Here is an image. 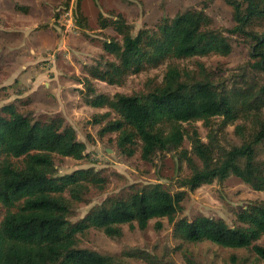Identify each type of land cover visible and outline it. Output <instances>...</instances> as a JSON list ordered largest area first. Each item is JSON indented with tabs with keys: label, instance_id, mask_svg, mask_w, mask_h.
Masks as SVG:
<instances>
[{
	"label": "trees",
	"instance_id": "obj_1",
	"mask_svg": "<svg viewBox=\"0 0 264 264\" xmlns=\"http://www.w3.org/2000/svg\"><path fill=\"white\" fill-rule=\"evenodd\" d=\"M224 1L232 8L235 22L228 32L252 42V57L260 60L249 67L264 70V34L258 36L245 29L251 22L264 19V0ZM75 16L76 26L85 29L79 2ZM98 23L101 29L111 27L120 36V40L110 39L103 45L113 61L85 69L88 78L83 82L89 95L84 103L108 110L93 118L95 124L105 121L99 134L115 133L116 146L127 156H132L138 146L145 161L157 153L178 152L190 174L177 181V191L160 183L136 186L128 193L107 197L72 222L75 205L86 202L91 189L102 191L107 178L93 168L57 176L55 156L74 160L84 156L86 146L77 139L73 127L61 116L35 120L20 113L15 105H5L0 108V264H118L115 257L81 248L77 236L96 229L109 238H119L123 225L144 230L150 220L161 218L173 223L177 236L185 241L244 249L264 262V244L259 243L264 237V201L237 212L238 224L233 226L203 214L176 220L187 191L213 182L221 184L231 175L264 193V160L258 156L264 143V82L246 80L248 68L244 67L239 76L242 85L235 82L229 87L212 81L202 66L195 75L175 64L212 53L230 54L229 38L222 30L210 27L212 20L204 11L178 13L135 35L120 15L109 19L99 16ZM167 59L170 62L161 86L129 95L92 96L91 80L120 84L128 74ZM112 114L115 116L109 119ZM216 119H220L218 124ZM237 120L248 121L253 131L246 137L245 127L237 125L235 132L241 143L227 147L219 134ZM189 122H202L208 128L207 143L195 129L191 133L184 129L183 124ZM185 139L199 163L181 149ZM156 227L161 224L157 222ZM143 259L159 264L155 256L144 255ZM230 261L238 264L234 255Z\"/></svg>",
	"mask_w": 264,
	"mask_h": 264
},
{
	"label": "rangeland",
	"instance_id": "obj_2",
	"mask_svg": "<svg viewBox=\"0 0 264 264\" xmlns=\"http://www.w3.org/2000/svg\"><path fill=\"white\" fill-rule=\"evenodd\" d=\"M56 1L50 4L52 22L38 26L44 32L51 30L56 39L60 33L61 38L65 39L62 51L52 54L51 51L27 52L25 45L29 40L24 39L21 43L23 35L32 32L30 28L25 30L26 26L29 27V20L26 26L18 21L21 15L29 19L28 7L23 6L28 8L23 11L19 8L22 4L13 0H5L0 4V108L13 104L20 113L28 114L35 120L63 117L65 124L73 127L77 139L85 144L86 149L81 160L55 156L57 176L78 169L93 168L107 178V185L102 191L91 189L86 202L75 205V214L70 220L75 222L81 219L107 197L128 193L136 186L160 183L171 191H177V181L190 174L178 152L157 153L150 161H145L141 158L140 148L136 146L134 154L127 156L116 146L115 133L99 134L105 121L101 124L93 122L94 116L108 110L92 108L84 103L85 97L89 95L83 82L87 77L85 69L96 63L113 61V57L104 51L103 45L110 39L120 40V36L111 27L101 29L98 18L101 16L109 19L120 15L130 25L132 35H135L141 29L155 28L163 19L173 18L178 13L187 10L204 11L212 20L210 27L222 30L229 38L230 54L221 56L212 53L178 60L175 64L195 75L200 74L202 66L212 81L229 87L235 82L239 83L241 68L246 67V80L261 84L264 82V70L249 67L260 60V57H252V42L241 34L228 32L235 26L232 8L224 0ZM78 2L81 15L86 19L85 29L76 26ZM34 13H38L37 10ZM245 29L258 36L263 35L264 19L251 22ZM16 45H23L24 48L14 49ZM48 55L52 62L45 60ZM169 62L167 59L155 67H146L139 73L128 74L120 84L109 85L91 80L92 96L103 94L111 97L115 93L129 95L144 92L149 87L161 86ZM52 68L54 71L49 72ZM41 76H44L42 80H38ZM37 80L39 82L35 84ZM114 116L112 114L109 119ZM219 121L216 119L215 124ZM237 125L245 127L246 137L253 131L248 121L237 120L233 125L226 126L223 134H219L220 140L224 137L223 145L228 147L241 143L240 136L235 132ZM183 127L188 133L195 129L200 139L204 143L208 142L209 130L202 122L184 123ZM181 149L187 150L195 162L199 163L191 154L188 139L184 140ZM258 156L264 160V143L259 146ZM261 201H264L263 192L253 190L240 178L231 175L221 184L213 182L194 191H187L182 202V212L176 216V220H190L197 214H203L223 219L229 226H233L238 224L237 212ZM2 212L0 208V217ZM157 222L161 224L160 228L156 227ZM122 232L121 237L112 239L100 230L90 229L77 237L81 248L115 257L118 264H149L143 259L144 255L155 256L159 264H231L230 257L233 255L238 264H264L244 249L223 248L208 241H185L177 236L173 223H169L166 218L150 220L144 230L135 225L133 228L123 225ZM259 243L264 244V237Z\"/></svg>",
	"mask_w": 264,
	"mask_h": 264
},
{
	"label": "crops",
	"instance_id": "obj_3",
	"mask_svg": "<svg viewBox=\"0 0 264 264\" xmlns=\"http://www.w3.org/2000/svg\"><path fill=\"white\" fill-rule=\"evenodd\" d=\"M4 1L5 0H0V4ZM6 1H9V0H6ZM54 1L55 0H13V2H18L19 4H22L21 7L26 6L29 8V10L27 8L29 12V15H28L29 19L26 20L25 15H24L25 17H23V15H21V17H18V18H21V20L19 19L18 21L20 23H23L24 26L27 25V21L29 20V27L26 26L27 28H25V30H28L29 28L32 29V32L30 34L26 32L25 35H23V41L21 42L23 43L24 39L29 40L28 43L25 45V47H27L26 49L27 52L35 53L37 51L41 53L42 52L47 53L51 51L50 54H52L53 52L55 53V52L62 51V48L65 47V39L63 40L61 38L62 36L61 33H60V37L56 39L55 35L53 37L51 30L50 32L49 31L44 32L45 30L38 29V26L40 24L48 23L49 21L52 22V18L50 17L51 15L50 4L55 3ZM56 2H60V0H57ZM36 10L38 13H34ZM13 48L20 50L24 48V46L16 45ZM49 55L45 60H50V62H52ZM53 71L54 69L52 68L49 72H53ZM43 77L44 76L39 77L38 80H42ZM38 80L36 81L35 84H38L39 82ZM45 85H48V83H45Z\"/></svg>",
	"mask_w": 264,
	"mask_h": 264
}]
</instances>
